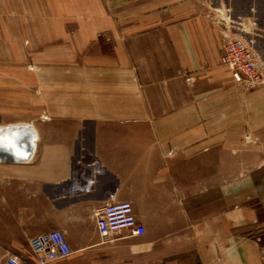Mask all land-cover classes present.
Returning <instances> with one entry per match:
<instances>
[{
	"label": "crops",
	"instance_id": "1",
	"mask_svg": "<svg viewBox=\"0 0 264 264\" xmlns=\"http://www.w3.org/2000/svg\"><path fill=\"white\" fill-rule=\"evenodd\" d=\"M221 10L264 59V0H0V264L53 229L122 260L92 216L119 201L149 254L264 264V87L221 63Z\"/></svg>",
	"mask_w": 264,
	"mask_h": 264
},
{
	"label": "built area",
	"instance_id": "2",
	"mask_svg": "<svg viewBox=\"0 0 264 264\" xmlns=\"http://www.w3.org/2000/svg\"><path fill=\"white\" fill-rule=\"evenodd\" d=\"M218 22L223 26L221 63L226 66L234 81L245 89L264 87V59L261 58L252 40L244 34H254L248 22L234 21L223 10L218 11ZM235 32H232V30ZM95 228L100 243L119 238L142 237L145 226L138 220L130 201L105 203L93 210ZM32 254L31 264H51L73 254L70 242L61 229L39 233L29 239ZM15 254L5 256V264H21Z\"/></svg>",
	"mask_w": 264,
	"mask_h": 264
},
{
	"label": "rangeland",
	"instance_id": "3",
	"mask_svg": "<svg viewBox=\"0 0 264 264\" xmlns=\"http://www.w3.org/2000/svg\"><path fill=\"white\" fill-rule=\"evenodd\" d=\"M236 1V0H235ZM229 18V15L227 16ZM221 177L223 175H220ZM211 175H209V178ZM199 217L207 218L209 213H207V208L205 206L199 205ZM204 221H200L199 223V233L206 229V224L203 223ZM98 243H99V236H96ZM209 240L206 237H199V248L202 249L203 247H207L206 241ZM163 243V242H162ZM102 246H116L117 249L123 252V259L118 260L115 262H106L101 261L99 258L101 255L93 254L87 255L84 254L83 250L73 249V254L61 261H57L51 264H184L182 262V258L184 255L181 254H156L153 255L152 253L149 254V250L152 249V241H149L147 236L142 237H133L128 239H121V240H113L109 242L101 243ZM160 247H157V250L164 251L165 248H170V246L165 247L163 244H159ZM25 262L21 264H31V260L29 255L24 259ZM174 261V262H173ZM0 262L4 263V259ZM202 259L199 255V264H201Z\"/></svg>",
	"mask_w": 264,
	"mask_h": 264
},
{
	"label": "snow or ice",
	"instance_id": "4",
	"mask_svg": "<svg viewBox=\"0 0 264 264\" xmlns=\"http://www.w3.org/2000/svg\"><path fill=\"white\" fill-rule=\"evenodd\" d=\"M0 131H2V130H0ZM3 142H4V138L2 136H0V145H2Z\"/></svg>",
	"mask_w": 264,
	"mask_h": 264
}]
</instances>
